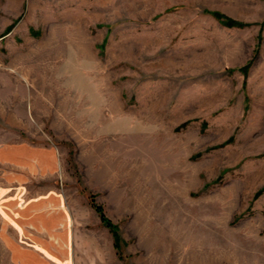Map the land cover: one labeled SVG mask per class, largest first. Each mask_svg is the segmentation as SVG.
I'll list each match as a JSON object with an SVG mask.
<instances>
[{
	"label": "rangeland",
	"instance_id": "obj_1",
	"mask_svg": "<svg viewBox=\"0 0 264 264\" xmlns=\"http://www.w3.org/2000/svg\"><path fill=\"white\" fill-rule=\"evenodd\" d=\"M17 144L51 165L5 191L78 211L93 194L121 242L88 208L44 252L0 230V264H264V0H0V147Z\"/></svg>",
	"mask_w": 264,
	"mask_h": 264
},
{
	"label": "crops",
	"instance_id": "obj_2",
	"mask_svg": "<svg viewBox=\"0 0 264 264\" xmlns=\"http://www.w3.org/2000/svg\"><path fill=\"white\" fill-rule=\"evenodd\" d=\"M0 148V164L10 165L11 168L14 166L17 171L18 168L23 171L0 174V230L2 237L7 241L6 245H10L13 251V246L17 244L13 236L15 231L26 238L31 236L30 242L37 245L38 250L44 252L46 242L42 235H47L46 237L55 236L52 231H56L60 227L81 224L83 220L78 213L89 207L80 205L78 211L56 190L53 195L51 192L31 195L32 193L26 189H19L17 192L5 191L6 186L8 187L15 182L46 178L48 175L46 174L48 173L47 168L51 165L50 155H52L53 150L50 146L33 147L26 144L10 146L11 151L8 152L6 148H2V146ZM35 171H37L36 175ZM24 253L27 254L28 252ZM29 253L33 254V252Z\"/></svg>",
	"mask_w": 264,
	"mask_h": 264
},
{
	"label": "trees",
	"instance_id": "obj_3",
	"mask_svg": "<svg viewBox=\"0 0 264 264\" xmlns=\"http://www.w3.org/2000/svg\"><path fill=\"white\" fill-rule=\"evenodd\" d=\"M213 16L218 19L223 25L228 27H240L242 24L237 23L234 20H231L220 13H213ZM88 205L93 209L98 215L101 224L110 232L113 238V246L117 251L119 244L121 242L120 235L118 233L117 226L114 225L104 214L102 205L96 203L95 197L93 194L88 195Z\"/></svg>",
	"mask_w": 264,
	"mask_h": 264
},
{
	"label": "bare ground",
	"instance_id": "obj_4",
	"mask_svg": "<svg viewBox=\"0 0 264 264\" xmlns=\"http://www.w3.org/2000/svg\"><path fill=\"white\" fill-rule=\"evenodd\" d=\"M31 255V254H30ZM152 260V259H151Z\"/></svg>",
	"mask_w": 264,
	"mask_h": 264
}]
</instances>
